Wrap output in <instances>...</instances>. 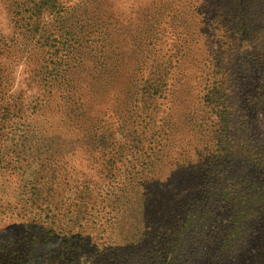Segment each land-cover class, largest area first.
Listing matches in <instances>:
<instances>
[{
  "label": "rangeland",
  "instance_id": "obj_1",
  "mask_svg": "<svg viewBox=\"0 0 264 264\" xmlns=\"http://www.w3.org/2000/svg\"><path fill=\"white\" fill-rule=\"evenodd\" d=\"M58 43L94 119L43 108ZM263 73L264 0H0V264H264Z\"/></svg>",
  "mask_w": 264,
  "mask_h": 264
},
{
  "label": "trees",
  "instance_id": "obj_2",
  "mask_svg": "<svg viewBox=\"0 0 264 264\" xmlns=\"http://www.w3.org/2000/svg\"><path fill=\"white\" fill-rule=\"evenodd\" d=\"M99 26L100 24L97 23ZM101 28V26H100ZM60 32V31H59ZM56 42V40H52L50 42ZM100 50L105 52L106 51V44L99 46ZM48 49L51 51L52 49L55 50L54 53H50L49 50L45 52V57L42 60V69L47 72L45 74H42L44 78L39 79L40 82L43 83V87L46 89V92L48 93L49 99L44 103L43 108L48 109L49 107H52L55 105V108H59L61 112L66 114V116H69L71 112L81 111L85 113L84 115L87 117L88 114V104L87 102H93L92 93L85 89L84 84L86 82V75H84V72L79 71L78 65L81 64V62L76 58L73 57L71 52L69 51L68 45H63L61 43L55 44V45H48ZM92 51V50H91ZM144 51L140 52L137 56L141 55L142 57L146 58L144 55ZM148 53V52H147ZM146 54V53H145ZM136 56V57H137ZM144 58H136L134 60L133 57L130 58H124L123 61L115 60H108V63L103 67L108 72V77H111L110 79H115L114 76L118 75L123 76L128 75L132 76V72L135 70L139 71L140 69L137 68L138 64L142 63L144 61ZM146 60V59H145ZM94 64L98 65V63L92 62V66ZM5 67H7V63L4 64ZM97 68V67H96ZM7 73V70L10 71L8 68H1V70ZM42 72V71H41ZM135 77V75L133 76ZM75 78V80H74ZM211 79L209 82V94L213 95H220L223 96L222 90L220 86H218L219 80ZM261 85L259 87V96L261 99V104L264 106V73L261 77ZM213 81V84H212ZM133 84L132 90L125 91L126 94H123L122 97H124L123 100V108L119 110L116 109H108V111H111L115 113L120 119L128 118L131 119L135 117L138 113V111L141 109V99H140V93L134 91L136 87L139 85V81H134L131 77V81L129 82V85L131 86ZM131 94V97L128 98V95ZM225 96V95H224ZM116 102H119V106H121V102L116 100ZM38 108V106H36ZM51 108V109H52ZM38 111V110H37ZM44 112V110H42ZM39 113V112H37ZM87 113V114H86ZM94 119L95 117H87V119ZM99 120V119H95ZM93 120V121H95ZM224 123H229L228 121H224ZM258 171L264 174V156L261 158V160L255 165ZM260 203L264 205V194H261L260 197H257ZM261 204V205H262ZM264 212V210H263ZM23 256L21 255L19 258V261H17L15 264H23L22 263ZM27 264H33L30 263V261ZM35 264V263H34ZM37 264V263H36ZM100 264V263H99Z\"/></svg>",
  "mask_w": 264,
  "mask_h": 264
}]
</instances>
